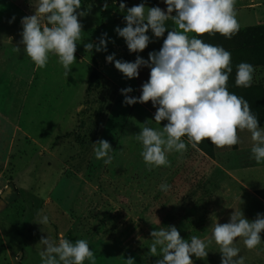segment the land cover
<instances>
[{"label":"rangeland","instance_id":"374dc122","mask_svg":"<svg viewBox=\"0 0 264 264\" xmlns=\"http://www.w3.org/2000/svg\"><path fill=\"white\" fill-rule=\"evenodd\" d=\"M121 2L127 7L156 3L166 11L160 0H107V9L105 0H82L81 10L88 15L80 17L84 32L66 77L56 56L38 69L20 44L21 18L32 14L38 0H0V264H42L40 239L50 236L58 242L60 235L73 243L87 240L95 264H125L128 257L135 264H156L161 257L149 253L151 231L176 226L183 239L195 235L207 243L212 224L229 216L223 208L263 205L259 195H245L229 175L237 153L227 147H216V157H209L188 143L183 154H168L170 167L150 170L144 163L142 144L135 138L140 129L129 137L125 115L117 112L116 118L110 109L123 102L121 89L131 87V93L141 94L150 69L142 67L139 77L129 80L106 56L115 53L116 59L134 62L139 55L147 60L149 52L162 47L167 33L156 38L149 30V46L130 53L115 32L125 26ZM263 6L264 0H236L240 28L256 27L263 37ZM256 9L262 14L259 24L252 19ZM166 27L176 28L172 20ZM240 31L231 39L219 34L202 39L233 48L249 43L248 32ZM103 33L109 39L107 52L85 51L84 45L98 43ZM260 47L250 53L251 61L264 60ZM254 68L252 84L264 92V64ZM73 96L76 108L69 126L66 112ZM145 107L141 129L152 124L149 116L156 112L151 102ZM100 135L112 146L110 164L95 157L93 143ZM164 183L170 185L167 192L160 189ZM44 215L49 223L36 224Z\"/></svg>","mask_w":264,"mask_h":264},{"label":"clouds","instance_id":"9594fccd","mask_svg":"<svg viewBox=\"0 0 264 264\" xmlns=\"http://www.w3.org/2000/svg\"><path fill=\"white\" fill-rule=\"evenodd\" d=\"M162 2L166 4V11L159 6L146 7L145 3L127 7L121 2L119 8L126 13L125 26L115 28L130 53H142L149 46L152 42L147 35L149 30L156 38L167 33L159 51L149 52L147 60L137 55L134 62L116 59L115 53L106 56V61L114 63L115 69L129 80L138 78L142 67L150 69L149 79L142 84L138 98L129 95L133 91L131 87L121 89L125 105L151 102L156 108L154 121L157 124L167 121L162 129L144 126L135 135L142 144L144 163L150 170L170 167L169 153L183 154L188 143L196 148L205 140L217 148H231L240 143L239 132L245 130L251 134L253 158L258 164L264 162V128L260 127L248 101L228 90L233 70L231 53L222 46L197 38L219 34L231 39L236 35L240 28L236 0ZM81 8L82 0H38L32 14L21 18L20 44L36 68H45L50 56H56L65 70L64 75H69L71 66L76 63L78 41L84 32L80 17L88 15ZM107 8L105 0L104 9ZM168 20H172L176 28L169 30L166 27ZM190 33L195 35L190 37ZM108 42L107 33H103L98 43L88 42L84 48L85 51L107 52ZM14 51L20 53L21 48L14 46ZM254 72V66L249 63L237 65L236 86L251 87ZM144 124L147 125V121ZM185 137L188 143L183 139ZM93 145L96 159L110 164L111 144L99 139ZM160 189L167 192L170 185L161 184ZM48 223L46 215L36 222L39 225ZM211 231L212 240L219 246L221 264H245L236 241L242 238L248 250L257 248L262 243L264 214L258 213L254 220H249L242 211H234L229 222H216ZM150 236V255L161 257L156 264H194L192 257H207L208 244L212 242L206 243L195 235L185 240L176 226L153 230ZM39 244L43 246L40 252L42 264H85V261L95 264L94 252L85 239L73 243L60 235L57 242L47 236L42 237ZM125 264H135L134 258L128 257Z\"/></svg>","mask_w":264,"mask_h":264},{"label":"crops","instance_id":"0c3cea01","mask_svg":"<svg viewBox=\"0 0 264 264\" xmlns=\"http://www.w3.org/2000/svg\"><path fill=\"white\" fill-rule=\"evenodd\" d=\"M162 1V0H160ZM129 6V5H128ZM158 6L156 3H152L149 5V7ZM257 9L252 12H254V24H259L262 20V14L256 12ZM249 12V11H248ZM263 19H264V6H263ZM259 26V25H257ZM243 29V28H240ZM200 38V37H197ZM112 82V81H111ZM130 96L138 98L141 94H137L135 92L130 93ZM75 96L72 97L71 104L69 106V110H67V116L70 119L71 123H69V126H72V116L75 114V108H76V100ZM124 101V98H123ZM147 104V103H146ZM146 104H140L137 103L132 106L125 105L123 102L118 101L117 104H115L110 110L115 112L116 118L118 115L117 112L125 115L126 121H125V129L129 135V137L136 132L138 133V129H141L138 124L140 123V115L142 112L143 107L146 106ZM146 109V107H145ZM151 119L152 124L149 125L150 127L154 129H162L164 125H166L167 121H162L161 124H157L154 121V116H149ZM146 121H144L145 123ZM264 128V126H262ZM240 136V143L237 144L234 147L229 148L230 152L237 153L235 156L236 158L232 161L231 168L228 170L229 175L236 181L238 184H240L245 191L244 194L250 195V196H257L256 192L259 190H264V162L257 163L253 156H246V153L251 152V148L253 146V141L251 140V134L248 131H241L239 132ZM100 138L102 139V135H100ZM104 138V137H103ZM185 140V139H184ZM186 143H188L185 140ZM125 145V144H124ZM122 144V147H124ZM199 152H201L203 155H205L201 150L196 148ZM213 153L214 157H216L217 148L213 145ZM263 202L262 206H245V205H235V206H227L223 208L224 214L229 215L228 217H223L221 221H218L219 223H227L229 222L230 216L233 214L234 211H242L245 218L249 220H254L256 218V215L258 213L264 214V200H261ZM215 223L212 224V226ZM261 239L262 243L253 250H248L245 245L243 244L242 238H238L236 241V246L240 249V256L245 257V264H264V232L261 233ZM209 240H212V233L209 237ZM208 240V241H209ZM207 251L209 252L207 257H204L202 259H196L193 258L194 264H221V254L219 250V246L215 243L214 240H212L211 243L208 244Z\"/></svg>","mask_w":264,"mask_h":264},{"label":"trees","instance_id":"16d2710c","mask_svg":"<svg viewBox=\"0 0 264 264\" xmlns=\"http://www.w3.org/2000/svg\"><path fill=\"white\" fill-rule=\"evenodd\" d=\"M256 28V27H255ZM255 28H249V29H239L242 33H247L246 39L249 42L247 44L242 43L241 45L233 48H226L227 51L231 53L232 56V73L229 76L228 81V90L238 96L243 97L246 99L251 107V110L253 114L257 116V118L260 121V127L264 126V92L263 89L256 84H252L251 87L248 88H242L237 87L235 84V77H236V71H237V65H239L241 62L249 63L253 66L255 65H263L264 60L262 59H256L254 61H251L250 56H252L250 53L252 52H258L263 46L264 47V25H263V37L259 35V33H256ZM201 39L203 38L200 37ZM263 40V42L261 41ZM250 59V61H249ZM186 139L187 138H183ZM196 148L201 150L204 154H206L209 157L213 156V145L210 141L205 140L204 142L200 143ZM257 196L259 195L261 199L264 200V190H259L256 192Z\"/></svg>","mask_w":264,"mask_h":264}]
</instances>
